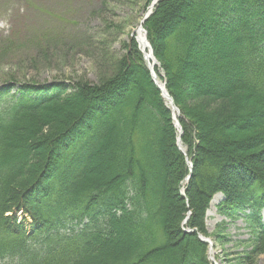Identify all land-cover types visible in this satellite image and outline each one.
Instances as JSON below:
<instances>
[{"label": "trees", "instance_id": "1", "mask_svg": "<svg viewBox=\"0 0 264 264\" xmlns=\"http://www.w3.org/2000/svg\"><path fill=\"white\" fill-rule=\"evenodd\" d=\"M143 27L184 152L134 38L99 85L0 86V264H209L218 192L264 254V0H159Z\"/></svg>", "mask_w": 264, "mask_h": 264}, {"label": "rangeland", "instance_id": "2", "mask_svg": "<svg viewBox=\"0 0 264 264\" xmlns=\"http://www.w3.org/2000/svg\"><path fill=\"white\" fill-rule=\"evenodd\" d=\"M148 2L0 0V86L30 81L68 85L76 80L99 85L114 74ZM220 197L211 201L207 236L202 235L213 243L210 257L217 264H243L249 253L256 264H264V254L253 250L243 221L217 213Z\"/></svg>", "mask_w": 264, "mask_h": 264}, {"label": "bare ground", "instance_id": "3", "mask_svg": "<svg viewBox=\"0 0 264 264\" xmlns=\"http://www.w3.org/2000/svg\"><path fill=\"white\" fill-rule=\"evenodd\" d=\"M134 35H135V39H136V41L138 43L139 49L144 54V57H145L146 62H147V65L149 66V68L153 72V77H154L155 82L158 84V86H160L162 88V91L164 93V96L167 97L166 94H165V90L163 88L162 81L160 80V78L154 72V68H155L154 59H153L152 54L149 52L148 41L146 40L145 34H144L143 30H142V22H141L140 25L138 23V25L135 27V29H134Z\"/></svg>", "mask_w": 264, "mask_h": 264}, {"label": "water", "instance_id": "4", "mask_svg": "<svg viewBox=\"0 0 264 264\" xmlns=\"http://www.w3.org/2000/svg\"><path fill=\"white\" fill-rule=\"evenodd\" d=\"M157 1H158V0H154V2L152 3V5L155 4ZM148 14H149V13H148ZM148 14H145V15L143 16V18L141 19V21H143V20L148 16ZM158 88L160 89L159 86H158ZM160 90H161V89H160ZM162 96L164 97V94H163V93H162ZM167 98H168V100L170 101L171 105H173V102H172L171 98L168 97V96H167Z\"/></svg>", "mask_w": 264, "mask_h": 264}]
</instances>
